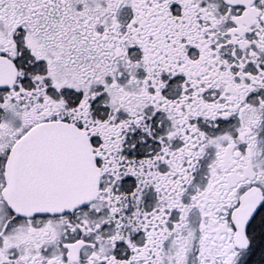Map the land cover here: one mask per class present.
<instances>
[{
    "label": "snow or ice",
    "instance_id": "snow-or-ice-1",
    "mask_svg": "<svg viewBox=\"0 0 264 264\" xmlns=\"http://www.w3.org/2000/svg\"><path fill=\"white\" fill-rule=\"evenodd\" d=\"M0 264H264V0H0Z\"/></svg>",
    "mask_w": 264,
    "mask_h": 264
}]
</instances>
